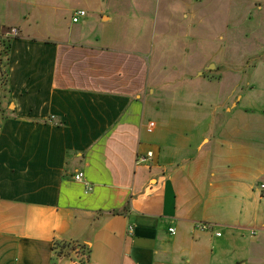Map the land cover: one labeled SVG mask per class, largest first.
Here are the masks:
<instances>
[{"label": "crops", "instance_id": "0c3cea01", "mask_svg": "<svg viewBox=\"0 0 264 264\" xmlns=\"http://www.w3.org/2000/svg\"><path fill=\"white\" fill-rule=\"evenodd\" d=\"M0 1L12 3L0 32L17 34L0 122V264H51L55 240L87 246L92 264H264V108L248 93L204 107L195 93L224 80L203 74L209 62L176 79L200 82L194 95L151 86L157 0L139 11L102 0L116 16ZM77 10L86 16L72 23Z\"/></svg>", "mask_w": 264, "mask_h": 264}, {"label": "rangeland", "instance_id": "374dc122", "mask_svg": "<svg viewBox=\"0 0 264 264\" xmlns=\"http://www.w3.org/2000/svg\"><path fill=\"white\" fill-rule=\"evenodd\" d=\"M84 1L64 0V7L69 11L78 9L81 5L86 9L93 8L94 5L96 9L115 16L121 12V8L116 7L110 10L108 2L102 0ZM117 1L118 7L123 5L126 9L137 11L138 6L142 8L148 2ZM35 3L44 2L35 0ZM11 5L9 1H0V21L11 18L10 13L5 12L7 6ZM42 11L47 14L49 9ZM29 12L32 16L37 10ZM115 16L113 22L117 20ZM151 25L154 34L150 71L156 79L151 82L153 88L164 87V91L175 93L177 96H184L186 93L194 95L196 90L191 87L200 82L180 83L176 79H188L189 75L205 62H209L212 66L203 74L221 76L224 80L219 86L204 83L208 86L204 87L205 90L210 89L209 97L204 93L199 96L195 93V98L201 101L204 107L213 109L217 102L221 103V98H224L226 106L230 107L231 103L240 102L238 99L248 93L255 104L264 108V0H157ZM158 75L161 79L157 78ZM242 103L245 105V100ZM6 107V102L0 97V122L3 116L7 115ZM12 109L13 106L10 107V110ZM217 230L222 231L220 228Z\"/></svg>", "mask_w": 264, "mask_h": 264}, {"label": "trees", "instance_id": "16d2710c", "mask_svg": "<svg viewBox=\"0 0 264 264\" xmlns=\"http://www.w3.org/2000/svg\"><path fill=\"white\" fill-rule=\"evenodd\" d=\"M9 29H2L0 32V97H6L9 91L8 81V56L10 50V39L4 34ZM129 210V201L120 210H112L110 215H123ZM53 258L51 264H60L64 260H73V254L77 251L88 256L89 249L87 246L76 242H59L53 241L51 247Z\"/></svg>", "mask_w": 264, "mask_h": 264}, {"label": "built area", "instance_id": "2783aa9c", "mask_svg": "<svg viewBox=\"0 0 264 264\" xmlns=\"http://www.w3.org/2000/svg\"><path fill=\"white\" fill-rule=\"evenodd\" d=\"M85 16H86L85 11H82V10L76 11L72 16L71 21H72V23H78L80 21V19L84 18ZM16 35H17L16 31L13 29H11L6 34H4V36L9 38V39L15 38ZM53 119H54V117H50L48 121L51 122ZM152 157H153V154L151 152L147 153L146 155H141V156L137 157L136 164H138V165L146 164L147 162H149L152 159ZM82 179H83V174H81V173H78L74 177V180L78 181V182L82 181ZM259 190L264 194V184L259 185ZM196 228H199V229L204 231V230L210 229V226L200 223V224L196 225ZM169 232L171 234H173L174 229H169ZM216 236L220 237V233H216ZM73 260L77 264H92V263L88 262L86 255H83L77 251L73 254Z\"/></svg>", "mask_w": 264, "mask_h": 264}]
</instances>
